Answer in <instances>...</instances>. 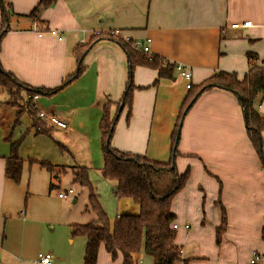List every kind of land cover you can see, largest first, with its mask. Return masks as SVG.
Instances as JSON below:
<instances>
[{
  "label": "crops",
  "instance_id": "crops-1",
  "mask_svg": "<svg viewBox=\"0 0 264 264\" xmlns=\"http://www.w3.org/2000/svg\"><path fill=\"white\" fill-rule=\"evenodd\" d=\"M0 1V27L3 13H9L0 40L3 70L27 88L53 91L25 96L24 103L67 125L62 129L46 122L47 133H37L21 110L23 102L12 105L0 90V264H37L43 255L50 256V264H83L86 239L73 235L72 228L95 218L84 216L87 191L72 179L86 168L102 206L94 184L103 178L102 106L109 105L113 116L119 110L112 148L167 163L188 89L177 72L170 79L158 78L156 70L135 66L128 116L121 98L129 65L120 45L109 39L92 45L78 76L64 85L78 69L73 51L96 31L120 30L146 45L144 53L188 69L193 85L219 71L241 79L251 67H264V0H55L47 7L38 6L40 0ZM247 21L250 27H230ZM254 106L264 115V90ZM178 137L174 166L179 174L188 168L189 176L170 208L182 262L249 264L254 250L264 257V166L246 134L236 95L220 88L200 94L184 114ZM20 138V180L14 183L5 177L8 139ZM261 143L264 157V130ZM70 185L86 191L80 210L78 188L58 197ZM112 188L113 183L115 217L137 215L138 205L116 198ZM152 262L143 252L133 255L134 264ZM96 264H122V258L113 259L101 245Z\"/></svg>",
  "mask_w": 264,
  "mask_h": 264
},
{
  "label": "trees",
  "instance_id": "trees-1",
  "mask_svg": "<svg viewBox=\"0 0 264 264\" xmlns=\"http://www.w3.org/2000/svg\"><path fill=\"white\" fill-rule=\"evenodd\" d=\"M54 1L40 0L38 6L47 7ZM8 21L9 13L4 12L0 27V40L3 36L1 31L7 26ZM103 39H109L119 44L127 56L129 65L128 86L121 102L123 106L125 104L128 106L129 116L132 89L134 88L131 82L133 68L135 66L148 67L157 71L158 78L170 79L176 73L175 64L157 56L148 55L132 47L130 43L124 42L119 37L109 36L105 33L92 34L90 41L79 45L73 51L78 69L65 79L64 85L78 76L85 55L92 45ZM212 88L227 90L236 95L243 110L246 134L264 166L261 143L264 115H261L254 106V101L264 90L263 66L251 67L241 79L235 73L219 71L199 84L190 85L174 129L170 159L167 163L148 161L143 156L124 154L112 148L111 139L119 110L113 116L109 105H103L99 129L104 164L100 173L104 179L113 182L114 196L118 199H131L138 205L139 213L137 215H119L115 217L113 222H110L100 205L98 194L88 178L86 168L80 167L78 172L75 173L72 183L86 189L87 207L95 218L91 222L75 225L72 228L73 235H82L86 239L83 264H96L98 249L101 245L113 259L121 255L122 264H134L133 255L138 252L151 256L153 259L152 264H187V261L182 262L181 260L180 246L174 243L176 229H173V224L176 223L175 215L170 208L174 195L185 185L189 176L188 170L179 174L174 166L177 155V136L179 135V123L182 121L186 107L190 104L188 107L190 108L200 94ZM0 90L7 93L10 101L8 102L12 105L15 106L20 101L23 102L24 105L21 110L30 116L37 133H47L49 127L46 122L38 118L36 108L30 102L24 103V100L25 96L53 91L27 88L12 74L5 72L1 64ZM17 123L18 118L14 125ZM21 140V138L16 141L8 139L10 154L6 159L5 177L11 179L14 183H18L20 180L21 160L17 156V150ZM47 169L49 171L53 170L50 166ZM54 174L56 173L54 172ZM262 238H264V233H262Z\"/></svg>",
  "mask_w": 264,
  "mask_h": 264
},
{
  "label": "built area",
  "instance_id": "built-area-1",
  "mask_svg": "<svg viewBox=\"0 0 264 264\" xmlns=\"http://www.w3.org/2000/svg\"><path fill=\"white\" fill-rule=\"evenodd\" d=\"M250 26H251V22H249V21L243 22V23H233L230 25V27L233 29H237V28H241V27H250ZM51 33L55 34V31H51ZM94 34L100 35V34H102V32L96 31V32H94ZM105 34H107L109 36L119 37L124 42L130 43V45L132 47H134L136 49H141L143 52H148V47L146 45L141 46L140 42L132 41L130 39V37L121 33L120 30H110V31L106 32ZM147 42H149L148 39H147ZM175 70L179 76H181L184 80H186V89H189L190 85H191V83H190L191 82V72L180 64H175ZM37 117L40 118L41 120L51 124V125L57 126L59 128L64 129L67 127L66 123L63 120H59L53 114L46 115L42 111H37ZM71 193H72V190L70 189L66 193L63 192V193L58 194V197L59 198H66ZM177 228H178V225L173 224V229H177ZM184 228L188 229L189 225L185 224ZM261 243H262V245H264V238L261 239ZM263 258H264L263 253H261L257 250H254L250 256L249 264H259L263 260ZM36 263L37 264H50L51 258L48 255L39 256Z\"/></svg>",
  "mask_w": 264,
  "mask_h": 264
},
{
  "label": "rangeland",
  "instance_id": "rangeland-1",
  "mask_svg": "<svg viewBox=\"0 0 264 264\" xmlns=\"http://www.w3.org/2000/svg\"><path fill=\"white\" fill-rule=\"evenodd\" d=\"M5 92V91H4ZM5 94L7 95V93L5 92ZM181 123V122H180ZM179 123V124H180ZM188 166V165H187ZM190 169V168H189ZM188 170L185 169L183 171V173ZM101 181H95L94 180V184L98 187V189L100 190V194L102 195L100 197V201H101V204L102 206L104 207V209L107 211L108 213V217L109 219H113L115 217V215L118 213L119 209L117 207V200L113 197V195L110 193L111 189H110V184L113 183L112 181H107L103 178H100ZM192 182V181H190ZM70 188L68 189H71L72 190V193L73 191L75 190L76 192V189L78 188V191H81V195L79 194V198H78V203H77V206L76 208L77 209H81L82 206H84V204H86V191L84 189H80L77 185H70L69 186ZM87 205V204H86ZM86 211L83 212L84 216L87 217V216H91L92 219L94 218V215L91 213V211H89L88 207H86ZM90 220H84V222H89ZM204 224L206 225V230H208V226H209V220L206 219V222H204ZM193 227H195V225H193Z\"/></svg>",
  "mask_w": 264,
  "mask_h": 264
},
{
  "label": "water",
  "instance_id": "water-1",
  "mask_svg": "<svg viewBox=\"0 0 264 264\" xmlns=\"http://www.w3.org/2000/svg\"><path fill=\"white\" fill-rule=\"evenodd\" d=\"M190 105V104H189ZM189 105L186 107L185 111L188 109ZM185 111L183 112V115L185 114ZM181 126V123L179 124V127ZM179 134V132H178ZM179 136V135H178ZM178 136H177V139H178Z\"/></svg>",
  "mask_w": 264,
  "mask_h": 264
}]
</instances>
